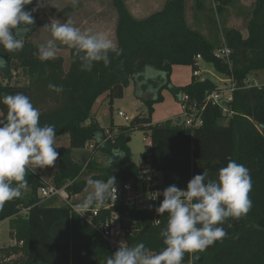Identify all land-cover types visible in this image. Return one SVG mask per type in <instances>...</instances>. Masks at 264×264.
Returning <instances> with one entry per match:
<instances>
[{"label": "trees", "instance_id": "trees-1", "mask_svg": "<svg viewBox=\"0 0 264 264\" xmlns=\"http://www.w3.org/2000/svg\"><path fill=\"white\" fill-rule=\"evenodd\" d=\"M185 1L164 0L159 11L136 19L121 0H112L115 45L122 54L110 53V64L96 62L91 71L82 70L70 47L66 55L59 52L55 59H38L39 46L30 38L38 28L36 12L35 24L24 38L22 49L8 52L0 46V55L7 61V66L0 69V97L17 93L28 96L40 110V124L55 125L56 144L61 139L66 142L64 149L57 150L60 155L53 167L35 170V166H29L28 188L0 209V223L9 222V237L14 242L0 248V264H106L115 252L69 206L57 199L41 200L38 190L45 184L59 188L70 183L66 191L77 196L86 191L89 178L106 181L115 176L117 186L130 182L135 191L162 192L172 184L186 188L194 166L213 168L210 179H215L218 170L231 160L250 170L252 208L239 219L228 218L222 225L227 236L203 252L186 253L182 264H264V85H245L248 78L258 80L260 74L264 75V0H254L249 12L238 10L237 0H191L193 21L202 24L204 33L187 25ZM26 7L30 10L34 5ZM225 8L236 9V17H242L246 39L228 25ZM222 47L230 50L228 62L214 58V52ZM197 56L201 59L198 64ZM207 65L215 75L232 79L238 88L226 106V114L210 104L201 111L205 97L217 86L209 78L192 77L183 88L170 84L172 67L185 66L193 71ZM49 83L62 85L63 92L50 90ZM130 83L134 98L146 112L140 110L127 126H113L110 116L109 127L104 129L92 113L96 102L106 101L111 115L114 101L123 98ZM164 88L173 92L178 103L181 96L188 97L202 120L200 127H186L179 117L152 124L153 106L162 100ZM0 114L1 119L6 118L7 107L2 103ZM134 131L143 132L150 142L141 167L130 163L126 143ZM87 146L106 153L108 159L113 149L125 156L113 166L100 169L91 153L81 173L83 166L71 160L72 151ZM144 170L148 171V180L142 176ZM162 199L143 210L120 203L116 209L101 210L94 222L103 223L115 211L126 244L143 242L156 254L165 247L159 233L168 220L167 213L157 215L155 211ZM194 256L198 259L193 260Z\"/></svg>", "mask_w": 264, "mask_h": 264}, {"label": "clouds", "instance_id": "clouds-1", "mask_svg": "<svg viewBox=\"0 0 264 264\" xmlns=\"http://www.w3.org/2000/svg\"><path fill=\"white\" fill-rule=\"evenodd\" d=\"M32 3L33 0H0V46L8 52L23 48V40L35 24L34 13L43 4L36 0V7L27 9ZM43 28L51 33L52 39L38 47L41 61L57 57L61 51L57 42L75 50L85 71H91L96 62L110 64V53L122 54L111 39L82 32L70 21L50 19ZM6 66V59L0 55V69ZM48 88L57 94L63 92L62 85L49 83ZM0 103L7 107L6 118L0 119V209H3L5 202L20 198L28 188L29 166H35V170L53 167L60 154L55 147V125L40 124V110L28 96L4 95ZM124 156L119 149H113L106 166H113ZM87 185L91 191L76 206L78 216H84L92 207H101L109 199H117L115 176L106 181L89 178ZM251 191L250 170L231 160L218 170L215 179H210L204 170L190 179L186 188L172 184L162 192L149 193L148 199L152 201L163 197L155 211L157 215L168 214L167 225L159 233L165 247L152 254L143 242L131 246L121 243L106 264H182L186 253L203 252L222 241L227 236L222 225L228 218L247 215L252 208Z\"/></svg>", "mask_w": 264, "mask_h": 264}, {"label": "rangeland", "instance_id": "rangeland-1", "mask_svg": "<svg viewBox=\"0 0 264 264\" xmlns=\"http://www.w3.org/2000/svg\"><path fill=\"white\" fill-rule=\"evenodd\" d=\"M128 12L136 19H143L150 15L153 12L159 11L164 3V0H121ZM253 0H245V4L240 8L243 12H249L252 9L250 4ZM206 2V0H205ZM209 2V1H208ZM244 2V0H243ZM43 4L42 7L36 11V17L38 22V28L34 29L31 35V41L33 44L40 46L45 44L49 39H52L51 33L44 29L43 26L49 23L50 19H59L60 22L70 21L74 27L79 28L82 32L88 31L90 34H102L106 38L111 39L115 44V21L116 13L112 6V0H41ZM209 4V3H208ZM33 5L36 7V0H33ZM192 1H185V19L187 25L201 33H204L205 30L202 27V24L196 25L193 21L192 10H191ZM216 6V5H213ZM224 17L227 21L233 18V11L230 8H225ZM218 21H221L218 16ZM240 21L235 19L231 20V28L238 29L241 37L243 39L247 38V29L242 25V17ZM57 46L61 49V54L66 55L67 49L69 48L66 45H63L57 42ZM204 69L211 71V75H206L207 78L217 83V79L212 73L213 70L211 66H204ZM213 74V75H212ZM204 76V74H203ZM191 70L185 66H174L171 69L169 76V81L172 87L174 88H183L190 81ZM258 81L261 82L264 78L263 74H260ZM162 100L157 102L153 106V113L151 116L152 124L162 123L165 121H173L181 115V108L178 101L174 98L173 92L169 88H164L161 90ZM134 88L132 83H130L124 90L123 98L120 100H115L112 105V113L109 115L108 106L106 101L98 100L97 105L93 108V115L96 116V120L99 125L104 129H108L109 120L111 116L113 126H127L130 121H124L122 118L117 116V113L121 111L127 117H133L140 113L141 111L146 112V108L137 102L134 98ZM141 110V111H140ZM97 114V115H96ZM99 117V118H98ZM129 141L127 146L130 150L131 159L130 163L138 167L142 166V156L146 152V147H148L149 139L141 131H134L129 135ZM55 147L57 150H62L66 147L65 139H61ZM103 147V146H102ZM101 147V148H102ZM93 155L94 161L98 165V168L102 169L107 167L108 156L106 153L101 152L100 150L95 151L92 147L87 146L83 150H74L72 151L71 160L78 165H82V171L84 172L88 164L86 159L89 154ZM213 168L202 169L197 166L193 167V177L196 174L201 173L206 170L209 173V178L212 175ZM75 170V169H74ZM80 174V173H79ZM81 175V174H80ZM91 189L88 187L87 191L79 195L78 198L74 197V200L82 201ZM59 203V202H58ZM23 214V213H22ZM9 222L3 221L0 223V248L6 249L14 244L9 237ZM11 259H15L12 257Z\"/></svg>", "mask_w": 264, "mask_h": 264}, {"label": "built area", "instance_id": "built-area-1", "mask_svg": "<svg viewBox=\"0 0 264 264\" xmlns=\"http://www.w3.org/2000/svg\"><path fill=\"white\" fill-rule=\"evenodd\" d=\"M229 55H230V50L226 47H222L214 52V58L225 60L226 62H228ZM200 60L201 59L199 56L195 58V62L197 64L200 62ZM203 74L205 76L211 75V73L208 72L207 70L202 71L199 69L192 71L193 77L197 79L205 78L204 76H202ZM214 76L217 79L216 89L205 97L204 105L201 108V111L205 108L206 105L210 104L212 106L219 107L222 110V112L226 114L227 113L226 106L232 101L233 92L238 90V88L236 87L232 79L217 76L215 74ZM245 85L246 88H249L251 86L260 87L261 85H264V78L261 82H259L254 77L248 78L245 82ZM179 105L181 108V115L179 116V119L184 124V126L191 128H198L202 125V120L199 116L198 111L195 109L194 105L189 104V99L186 95L181 96ZM117 116L122 118L124 121L131 120V117H127L121 111L117 113ZM148 145H150V142H148ZM146 168L147 166H145V169ZM142 173L144 180H148L149 179L148 171L144 170ZM67 185H70V183H67ZM67 185L58 188L52 184H45L44 186L39 188L38 196L43 201L49 199H57L59 202H62L65 205L69 206L71 210L77 214L76 206L79 203H74L75 196L69 195V193L66 191ZM151 192H155V191H151ZM151 192H142L140 189L135 191L130 182L125 183L121 186H117V199L115 201L109 199L101 207L90 208L88 212L81 217L98 231V233L107 242L110 249L116 251L121 243L126 244L125 231L122 227L118 214L115 211H111L110 215L106 217L104 222L99 225L94 222L95 218L99 216V212L101 210L116 209L120 203L124 205H128L130 207L133 206L136 210L146 209L145 203H148L149 206L151 204L156 205L158 199L155 201L148 199L150 198L148 194Z\"/></svg>", "mask_w": 264, "mask_h": 264}, {"label": "crops", "instance_id": "crops-1", "mask_svg": "<svg viewBox=\"0 0 264 264\" xmlns=\"http://www.w3.org/2000/svg\"><path fill=\"white\" fill-rule=\"evenodd\" d=\"M237 3H236V8L238 9V10H240V8H243L242 6L245 4V0H244V2H243V0H237L236 1ZM253 3H254V0L253 1H251V5H253ZM235 11H236V9L234 10V12H233V18H231L229 21H227V23H228V25L231 27V20L232 19H235L236 21L238 20V21H240V19L241 18H238V17H236V15H235ZM115 23H116V21H115ZM231 24V25H230ZM241 26H245L244 25V22L242 21V25ZM239 29V28H238ZM237 29V30H238ZM189 68V67H188ZM191 70V69H190ZM200 70H207L208 72H210L211 73V71L210 70H208V69H204V66H201L200 67ZM203 76V75H202ZM192 77H193V75H192V71H191V77H190V81H191V79H192ZM204 77L205 78H207L205 75H204ZM190 81L188 82V84L190 83ZM95 105H97V107H98V103L96 102V104ZM97 115V114H96ZM95 118H96V116H95ZM99 118V117H98ZM0 119H1V114H0ZM76 198H78L79 197V195H77V196H75ZM76 201H78V200H76Z\"/></svg>", "mask_w": 264, "mask_h": 264}, {"label": "water", "instance_id": "water-1", "mask_svg": "<svg viewBox=\"0 0 264 264\" xmlns=\"http://www.w3.org/2000/svg\"><path fill=\"white\" fill-rule=\"evenodd\" d=\"M129 141V139H126V143ZM145 207H149L148 203H145Z\"/></svg>", "mask_w": 264, "mask_h": 264}]
</instances>
